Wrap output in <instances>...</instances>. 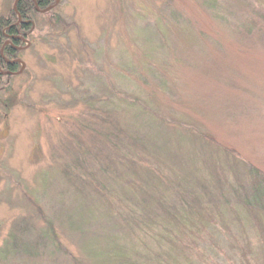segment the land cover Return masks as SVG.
I'll return each instance as SVG.
<instances>
[{
  "label": "rangeland",
  "instance_id": "374dc122",
  "mask_svg": "<svg viewBox=\"0 0 264 264\" xmlns=\"http://www.w3.org/2000/svg\"><path fill=\"white\" fill-rule=\"evenodd\" d=\"M18 1L0 0V16ZM36 12L18 71H0V264H264V0ZM112 126L125 154L180 183L169 212L143 201L163 192L155 173L125 171L116 187L76 150ZM182 202L185 224L166 216Z\"/></svg>",
  "mask_w": 264,
  "mask_h": 264
},
{
  "label": "trees",
  "instance_id": "16d2710c",
  "mask_svg": "<svg viewBox=\"0 0 264 264\" xmlns=\"http://www.w3.org/2000/svg\"><path fill=\"white\" fill-rule=\"evenodd\" d=\"M54 0H19L15 8L12 9L7 16H0V71L2 72H8V73H16L18 71V65L10 64V61L16 57V50L15 47L19 46L22 44L23 39L19 38L20 36L23 35L26 36L31 28L33 29L34 23L32 22V18L35 15L36 12V7L39 10H45L48 7L51 6ZM58 21L59 18H56ZM61 20V19H59ZM64 27L69 28L70 25H65L63 24ZM9 42L10 45H6L5 43ZM8 105V104H6ZM106 123V122H105ZM107 126V124H106ZM113 127V126H112ZM115 131V133H114ZM121 130L116 129L113 127V134L112 137H108V134H99L97 135V138L92 139L91 142H82L78 143L76 150L80 151L84 155H90L91 152H95L94 155L91 154L96 159H99L101 162L104 163V166H106V175H108V179L110 180L113 185L116 187L119 185V182L122 180V182L125 180L126 177L122 175L123 172H125V175H132L136 176L137 173L136 171L140 169H145L147 171L146 173L153 174L155 173L156 178L159 179V181H164V184H161V191H146L145 192V197H143V201L145 204L149 205L148 207L151 208L150 210H154L153 207L157 206L158 209L164 210L165 212L168 209L165 208L164 204V199L168 197L169 194L171 195H180L181 193H185V191H182V187L180 183H176L174 181L169 180V178H165L164 176H160L158 174V171L152 168H144V166H141V162H139L136 157L137 155H141V153H138V149H130L127 153L125 154L124 151L122 150L124 142H125V137H121ZM127 140H132V137H128ZM84 145V146H83ZM91 151V152H90ZM143 158L145 157L146 159H149V163L153 164L151 159L155 161L157 158H154V155L148 151H144ZM147 155V157H146ZM143 167V168H142ZM63 174L65 175V178L68 180H75V181H80L81 178L72 175V171L70 167L66 166L65 169L63 170ZM90 175V179L92 180V174ZM127 180V179H126ZM97 181H92L90 183L91 186L96 190V183ZM95 185H94V184ZM131 188V184H127V187ZM99 187H101L99 185ZM157 190V189H156ZM102 196L107 194V196L111 197L112 200L115 199L114 194L111 192H107V190H102L98 191ZM260 194L259 200L264 201V192H258ZM158 199H155V195H158ZM107 197V198H108ZM193 199L196 200L195 197L192 198L191 201L196 203ZM179 205L180 210L182 211V214H175V215H168L166 214L168 219L175 220L176 223L182 222L185 224L188 221V218H186L185 210H188L189 212L191 211L189 207H187L189 204L187 203H180ZM155 205V206H154ZM198 205V203H196ZM195 205V206H196ZM194 206V209L196 207ZM187 207V208H185ZM156 208V209H157ZM189 216V215H188Z\"/></svg>",
  "mask_w": 264,
  "mask_h": 264
},
{
  "label": "bare ground",
  "instance_id": "6f19581e",
  "mask_svg": "<svg viewBox=\"0 0 264 264\" xmlns=\"http://www.w3.org/2000/svg\"><path fill=\"white\" fill-rule=\"evenodd\" d=\"M17 3V2H16ZM16 5V4H15Z\"/></svg>",
  "mask_w": 264,
  "mask_h": 264
},
{
  "label": "water",
  "instance_id": "95a60500",
  "mask_svg": "<svg viewBox=\"0 0 264 264\" xmlns=\"http://www.w3.org/2000/svg\"><path fill=\"white\" fill-rule=\"evenodd\" d=\"M16 3V2H15Z\"/></svg>",
  "mask_w": 264,
  "mask_h": 264
}]
</instances>
